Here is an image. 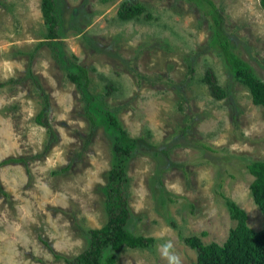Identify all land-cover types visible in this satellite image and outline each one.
Instances as JSON below:
<instances>
[{
	"label": "rangeland",
	"instance_id": "1",
	"mask_svg": "<svg viewBox=\"0 0 264 264\" xmlns=\"http://www.w3.org/2000/svg\"><path fill=\"white\" fill-rule=\"evenodd\" d=\"M128 1L58 0L63 33L54 43L89 69L90 93L128 135L150 144L128 162L127 228L154 243L122 248L118 264H196L185 238L206 232L203 243L221 245L236 225L218 193L246 213L252 230L264 224L245 169L264 161V109L217 51L207 5L131 0L145 11L124 22L117 14ZM210 1L234 52L264 82L259 0ZM46 32L41 0H0V162L27 159L0 167V264H66L53 254L75 259L88 245L83 233L106 222L111 140L102 128L87 136L81 93L48 45H39ZM209 69L224 99L202 81ZM33 77L48 97L57 135L46 153V131L33 121L42 107Z\"/></svg>",
	"mask_w": 264,
	"mask_h": 264
},
{
	"label": "trees",
	"instance_id": "2",
	"mask_svg": "<svg viewBox=\"0 0 264 264\" xmlns=\"http://www.w3.org/2000/svg\"><path fill=\"white\" fill-rule=\"evenodd\" d=\"M189 1L196 5L208 6L207 15L212 20V39L217 51L223 57L230 74L247 87L253 105L264 109V82L259 80L250 65L234 52L233 41L222 26L223 16L221 13L210 0ZM259 2L264 10V0H259ZM57 3L58 0H41V12L47 32L44 35L45 42L39 45H48L52 58L59 69L65 73L68 81L81 93L84 104L83 117L87 121V132L90 131L88 135L86 132V135L90 138L97 129L102 128L110 137L115 158L111 170L108 172L104 188L105 224L99 229H92L83 233L87 238L88 245L75 259H68L57 254L53 255L57 260L63 258L66 264H118L117 253L122 248L148 249L154 243L153 238L135 235L127 228L128 223L133 218L127 200L128 162L137 151L149 148L150 144L143 137L132 138L128 135L116 114L97 102L96 97L90 93L89 69L75 63L54 43V40L59 39L63 33ZM144 11L145 6L142 3L129 0L126 7L119 9L117 16L119 20L126 22L138 19ZM71 31L75 32L74 29ZM202 81L208 86L210 94L215 99L220 100L227 97L226 91L217 84L216 77L210 69L206 71ZM33 82L42 96V107L33 121L46 131L47 139L43 150V153H46L50 146L57 141V135L50 122L51 111L48 97L34 77ZM1 86L2 84H0ZM106 88L110 90L113 86L109 85ZM85 138L84 148L88 143V138L87 140ZM26 162V158L10 157L0 162V167L10 163L25 164ZM245 169L253 177L249 185L250 194L264 217V161L248 162L245 164ZM218 195L223 200L230 218L236 222V225L229 230L226 241L221 245L214 242L203 243L201 237H205L206 232H202L201 237L192 235L185 238L186 245L196 251V264H264V224L260 230H252L247 225L246 213L223 193L220 192ZM159 201L161 205H165V199L161 198V195ZM166 201L173 202L171 199H166Z\"/></svg>",
	"mask_w": 264,
	"mask_h": 264
},
{
	"label": "clouds",
	"instance_id": "3",
	"mask_svg": "<svg viewBox=\"0 0 264 264\" xmlns=\"http://www.w3.org/2000/svg\"><path fill=\"white\" fill-rule=\"evenodd\" d=\"M171 259H172L173 261H175V257H172Z\"/></svg>",
	"mask_w": 264,
	"mask_h": 264
}]
</instances>
